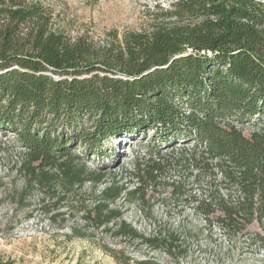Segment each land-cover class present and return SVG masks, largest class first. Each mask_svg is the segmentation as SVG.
Returning a JSON list of instances; mask_svg holds the SVG:
<instances>
[{"label": "trees", "instance_id": "obj_1", "mask_svg": "<svg viewBox=\"0 0 264 264\" xmlns=\"http://www.w3.org/2000/svg\"><path fill=\"white\" fill-rule=\"evenodd\" d=\"M114 43L66 36L39 1L0 0V132L27 153L21 198L55 177L67 194L98 185L107 172L86 160L114 162L138 143V185L105 188L90 218L107 227L122 216L110 203L123 193L147 201L146 188L177 170L174 195L185 196L186 179L207 178L197 208L264 251V2L178 0ZM118 231L153 246L175 239L124 221Z\"/></svg>", "mask_w": 264, "mask_h": 264}, {"label": "rangeland", "instance_id": "obj_2", "mask_svg": "<svg viewBox=\"0 0 264 264\" xmlns=\"http://www.w3.org/2000/svg\"><path fill=\"white\" fill-rule=\"evenodd\" d=\"M29 1L45 6L54 29L102 49L116 48V38L142 30L155 11L169 9L178 0ZM254 128L245 126V133ZM144 150L134 143L120 151L114 162L107 157L95 163L87 159L89 168L107 172L98 185L86 183L67 194L62 177H55L44 187L33 184L22 199L29 186L24 168L27 153L13 142L11 133L0 132V258L13 264H182L180 260L187 257L190 264L200 258L206 263L213 258V264H264V251L249 245V235L227 234L213 226V213L197 208L201 198L208 199L207 178L186 179L185 196L174 195L169 184L184 178L177 170H167L159 185L146 188L147 201L123 193L110 203L122 216L107 227L90 218L88 212L101 204L105 188L123 186L129 191L138 185L133 163ZM121 221L145 237L172 235L173 245L153 246L121 233ZM256 230L255 225L249 228V232Z\"/></svg>", "mask_w": 264, "mask_h": 264}, {"label": "built area", "instance_id": "obj_3", "mask_svg": "<svg viewBox=\"0 0 264 264\" xmlns=\"http://www.w3.org/2000/svg\"><path fill=\"white\" fill-rule=\"evenodd\" d=\"M191 258V257H190ZM190 258H183V259H181L180 260V262L182 263V264H190V262H189V259ZM196 264H213V258H212V260L209 262V263H206L205 261H203L201 258L197 261V263Z\"/></svg>", "mask_w": 264, "mask_h": 264}]
</instances>
